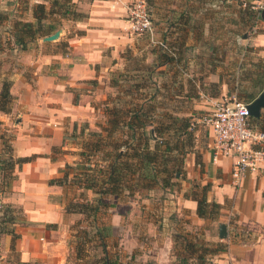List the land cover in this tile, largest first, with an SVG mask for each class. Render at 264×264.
Listing matches in <instances>:
<instances>
[{
	"label": "crops",
	"instance_id": "obj_1",
	"mask_svg": "<svg viewBox=\"0 0 264 264\" xmlns=\"http://www.w3.org/2000/svg\"><path fill=\"white\" fill-rule=\"evenodd\" d=\"M13 1L1 0L0 12L8 10ZM131 1L71 0L84 17L65 20L70 27L58 30V43L39 39L32 49L23 52L21 69L11 74L10 113L0 112V123L14 135L13 158L26 162L15 165L5 197L0 192V204L24 215L25 221L15 226L18 239L14 241L22 264H67L70 225L64 215L65 191L49 185V181L60 177L65 165L75 161L76 149L67 140L68 126L93 114L89 98L97 91L92 86L107 72L121 68L123 60L127 67L135 54L141 53L147 65L152 62L147 68L156 69L159 84H172L175 98L192 106L186 116L194 118L202 111L207 115L214 102L234 95L232 78L240 62L241 87L248 82L244 75L255 64L264 63V21L237 4L222 0H148L154 38L157 42L166 40L172 50L173 60L165 61L148 36H134L128 31ZM42 3L31 0V4ZM27 20L34 22L32 10ZM59 42L66 43L64 50L57 49ZM95 97L98 102L104 101L103 95ZM254 120L250 117L249 124ZM203 127L206 137L200 128L194 132V148L183 169L185 181L205 185L208 200L216 203L230 221L229 226L223 223L227 227L225 239L219 238L217 223L218 238L226 240L227 247L214 256L216 262L264 264V165L257 173L246 175L235 189L232 159L213 161V135ZM184 197L179 210H187L193 223L204 222L196 213L197 200ZM118 222L114 216L113 228ZM127 231V239L120 245L124 242V249L140 248L142 242L135 228L127 227ZM172 237L165 236L160 246L162 260L173 250ZM6 240L11 243L10 237Z\"/></svg>",
	"mask_w": 264,
	"mask_h": 264
},
{
	"label": "rangeland",
	"instance_id": "obj_2",
	"mask_svg": "<svg viewBox=\"0 0 264 264\" xmlns=\"http://www.w3.org/2000/svg\"><path fill=\"white\" fill-rule=\"evenodd\" d=\"M62 2L63 0H59V4L55 8L53 7L52 11H54V14L48 15L41 23L45 30L47 27H53L55 30L52 34L62 28L69 29L70 27V24L65 21L67 19H62L58 10ZM17 3L18 5H16V0H14L8 10L0 12V17L4 18L0 19V92L2 84L10 82L9 79L13 71L21 69L20 64L23 52L32 49L33 45L39 39H42L37 36L25 48L13 44L11 36L15 29V24L28 23L27 19L29 18L30 10L33 11L34 7L38 5L31 4V0H17ZM42 4L46 12L51 10V3L45 2ZM74 8L76 9L75 5ZM35 23L34 20L32 24L36 25ZM58 41L55 40L52 43H58ZM150 43L153 44L151 41ZM153 45L158 48L155 44ZM65 47L66 43L59 42L57 49L64 50ZM126 65L123 60L121 68L113 72H107L101 82L92 86L93 90L97 91V94H90L91 98L88 101L89 105L92 106L93 114L88 120L76 121L68 126L67 140L76 149L73 163L79 162L80 159L77 154L88 141L89 133L94 132L104 135L101 128L108 127L104 103L112 101L114 104H119L120 102L124 104V107L132 108L139 106L142 100L145 101L150 97H154L155 102H153V105H155L157 115L172 114L174 116L187 117L186 115L192 110V106L189 103H183L185 101L175 98V86L172 84L167 85L166 91L159 90V86L163 84L158 82L157 71L154 68H147L152 65V62L147 65L141 53L135 54L132 62L127 67ZM232 82L235 85V92L241 98V62L240 69L237 70L234 79L232 78ZM244 87L246 88V85L242 88L244 89ZM101 95L104 96V101L98 102L95 96ZM237 100L241 101L238 98ZM7 107L9 112L6 114H9L11 102ZM199 113L195 115L196 117H191V121L194 123V131L200 128L202 135L205 136L207 132L201 124V126L197 124V120L206 114L203 111ZM11 119L13 120L12 123H14L15 117L13 116ZM167 122L165 119L161 120V123ZM9 129V127H5L0 123V155L7 156L3 158H8L11 155L9 152L2 154V151L4 153L5 149H9L12 145L11 140L14 135L12 132L6 131ZM189 151L193 150L190 149ZM190 153L184 156L179 174H175L171 179L172 187L169 186L166 189L155 188L149 192L135 193L133 196H127L124 193L118 199L106 197L104 201L108 207L102 210L95 220L85 219L80 215L65 216V221L70 225L67 242V264H92L104 256L112 259L117 258L120 264H218L214 256L226 250L227 242L226 240L222 242L219 240L217 223H226L229 226L230 221L227 216L220 213V207L216 210L215 208H207L206 219L198 225L189 218L187 210L184 211L183 208L179 210L180 199L185 198L184 196H192L198 201L205 199L206 202L212 203V201L208 200L207 192L209 189L205 185L200 182L193 183L190 181L189 183V181H185L183 165L187 155ZM98 159H92L91 163H97ZM97 165L105 167L107 163L99 162ZM71 177L72 175L69 178ZM12 182L13 177L12 179L8 177L5 178L2 185L0 184V192L4 197ZM68 189L70 194L66 192V195H64L65 203H68L74 194L79 195L82 193L83 199L88 201L98 197L92 191L78 189L77 186L69 187ZM0 210V217L5 211L10 210L16 211L13 214V217L18 220L16 224L21 225L25 221L24 215L18 213V210L10 205L1 203ZM114 216L119 218V222L113 228L112 221ZM120 217L121 219L124 217L125 223H121ZM127 222H129L128 225ZM16 224L14 226L1 224L0 218V227L12 228L14 233ZM127 227L130 229L135 228L136 236H139L142 242L140 248L133 249L128 247L124 249V242L123 245H120L122 241L127 239ZM82 230L88 231L92 240L96 241L95 244L86 243L87 241L80 237ZM172 234L173 250L168 258H163L162 260V255L158 254L160 253V246L163 245L164 237ZM7 236L10 237L12 245L7 242ZM17 239L18 237L13 239L11 235H0V264H22L19 262L18 252L15 249L14 241ZM99 240H101L102 246H98ZM220 249H223V251H219ZM123 251L125 252L123 253ZM182 260L185 261L182 262Z\"/></svg>",
	"mask_w": 264,
	"mask_h": 264
},
{
	"label": "trees",
	"instance_id": "obj_3",
	"mask_svg": "<svg viewBox=\"0 0 264 264\" xmlns=\"http://www.w3.org/2000/svg\"><path fill=\"white\" fill-rule=\"evenodd\" d=\"M41 1L51 3V10L46 12L44 5L38 4L33 10L36 25L30 22L15 24L11 36L14 45L25 48L37 36L43 38L51 35L55 30L53 27H47L45 30L41 23L48 15L54 14L53 7L59 4V0ZM58 10L62 19L75 21L84 17L76 11L71 0H63ZM242 10L256 14L248 9ZM2 18L1 16L0 19ZM160 42L166 43L170 50L168 52L159 49L163 54L162 57L165 61H172L173 58L170 57L172 50L169 43L166 40ZM243 78L248 81L246 88L241 87V98L236 92L234 96L236 95V98L248 104L264 89V63L255 64L254 69L245 74ZM10 86L11 82H4L0 92V112L5 114L9 112L7 106L12 99L9 92ZM167 87L161 85L159 90L166 91ZM153 102H155L154 97H150L148 100H142L139 106L132 108L124 107V104L120 102L114 104L110 101L103 104L108 118L106 122L108 127L101 128L104 135L89 133L88 141L77 154L79 162L65 165L62 175L49 181V185L63 188L65 195L66 192L70 194L69 187L77 186L78 189L92 191L98 196L97 199L88 201L83 199L82 193L74 194L69 202L65 203V216L80 215L85 219L95 220L98 214L108 207L104 201L106 197L118 199L124 193L127 196H133L135 193L141 194L155 188L166 189L173 186L171 179L175 174H179L184 156L192 152L189 150L194 148L195 128L192 127L194 123L190 117L172 114L157 115ZM162 119L168 122L161 123ZM250 127L264 134V116L255 119ZM4 146L7 145L4 144ZM7 152L11 154L8 158H3L7 156L0 157L1 185L5 178L11 177L12 179L16 164L26 162V159L13 158L12 147L5 149L4 154ZM92 159H98L97 163H91ZM99 162H105L107 165L98 166ZM71 175L72 177L69 178ZM207 208L216 210L219 206L214 202L208 203L205 199L197 200L196 213L199 218L206 219ZM15 212L5 211L0 217L1 224L14 226L18 221L13 217ZM17 212L22 214L21 211ZM2 234L11 235L13 239L18 237L14 229L4 226L0 227V235ZM80 237L89 244L96 242L92 240L87 230H82ZM99 241L98 246H102L101 240ZM92 264H120V261L117 258L104 256Z\"/></svg>",
	"mask_w": 264,
	"mask_h": 264
},
{
	"label": "built area",
	"instance_id": "obj_4",
	"mask_svg": "<svg viewBox=\"0 0 264 264\" xmlns=\"http://www.w3.org/2000/svg\"><path fill=\"white\" fill-rule=\"evenodd\" d=\"M222 1L237 4L241 9H248L258 16L264 11V0ZM127 23L132 35L148 36L159 49L170 51L166 43L154 39L148 0L131 1ZM249 118L247 103L231 95L214 102L212 110L199 121L213 135V161L216 162L220 157L232 159L231 178L235 189L241 186L246 175L257 173L264 165V134L250 127Z\"/></svg>",
	"mask_w": 264,
	"mask_h": 264
},
{
	"label": "water",
	"instance_id": "obj_5",
	"mask_svg": "<svg viewBox=\"0 0 264 264\" xmlns=\"http://www.w3.org/2000/svg\"><path fill=\"white\" fill-rule=\"evenodd\" d=\"M262 20L264 21V11L261 12L260 14ZM59 32H55L54 34L45 37L43 40L44 41H54L58 38ZM247 110L248 114L251 118L258 119L261 114V110H264V89L262 92L250 103L247 104ZM219 229V238L220 239H225L227 235V227L225 224L220 223L218 225Z\"/></svg>",
	"mask_w": 264,
	"mask_h": 264
}]
</instances>
